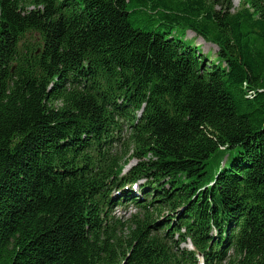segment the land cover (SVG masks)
Segmentation results:
<instances>
[{
    "label": "trees",
    "instance_id": "16d2710c",
    "mask_svg": "<svg viewBox=\"0 0 264 264\" xmlns=\"http://www.w3.org/2000/svg\"><path fill=\"white\" fill-rule=\"evenodd\" d=\"M240 5L0 0V264H264V0Z\"/></svg>",
    "mask_w": 264,
    "mask_h": 264
},
{
    "label": "rangeland",
    "instance_id": "374dc122",
    "mask_svg": "<svg viewBox=\"0 0 264 264\" xmlns=\"http://www.w3.org/2000/svg\"><path fill=\"white\" fill-rule=\"evenodd\" d=\"M240 4H241V0H234V8L235 9L240 8L241 7ZM189 35L194 36L195 34L193 32H189ZM198 41L200 42V44H204V46L209 45V44H206L201 38H199ZM205 48L207 49V47H205ZM209 48H213V46L209 45ZM214 50H215V48H214ZM135 164H136V161H134V159H132L128 167H130L131 165H135ZM130 207L124 211H121V209H120V211H117L116 215L118 217L128 218L130 214L135 213L137 210V208L135 206H132L131 209H130Z\"/></svg>",
    "mask_w": 264,
    "mask_h": 264
},
{
    "label": "bare ground",
    "instance_id": "6f19581e",
    "mask_svg": "<svg viewBox=\"0 0 264 264\" xmlns=\"http://www.w3.org/2000/svg\"><path fill=\"white\" fill-rule=\"evenodd\" d=\"M213 169V168H212ZM210 171V170H209ZM209 173V172H208ZM186 180V179H185Z\"/></svg>",
    "mask_w": 264,
    "mask_h": 264
},
{
    "label": "water",
    "instance_id": "95a60500",
    "mask_svg": "<svg viewBox=\"0 0 264 264\" xmlns=\"http://www.w3.org/2000/svg\"><path fill=\"white\" fill-rule=\"evenodd\" d=\"M128 168H129V167H128ZM128 168H127V170H128ZM127 170H126V171H127Z\"/></svg>",
    "mask_w": 264,
    "mask_h": 264
}]
</instances>
